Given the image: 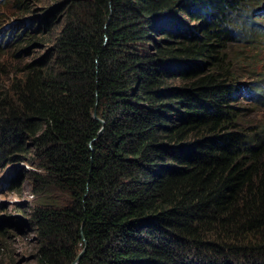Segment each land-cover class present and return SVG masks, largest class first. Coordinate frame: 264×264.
I'll return each instance as SVG.
<instances>
[{
  "label": "trees",
  "instance_id": "1",
  "mask_svg": "<svg viewBox=\"0 0 264 264\" xmlns=\"http://www.w3.org/2000/svg\"><path fill=\"white\" fill-rule=\"evenodd\" d=\"M43 1L13 0L0 61V161L37 198L29 257L1 224L0 264H264L251 0Z\"/></svg>",
  "mask_w": 264,
  "mask_h": 264
},
{
  "label": "rangeland",
  "instance_id": "2",
  "mask_svg": "<svg viewBox=\"0 0 264 264\" xmlns=\"http://www.w3.org/2000/svg\"><path fill=\"white\" fill-rule=\"evenodd\" d=\"M13 0H0V45L4 48L0 53V61L8 62L6 59L10 52V39L20 32L21 28L18 25L20 21H24L25 25L29 23L31 16H25L22 19V12L13 7ZM41 6L48 7L52 5L50 0H44L40 2ZM247 19L245 21H253L260 27L264 28V0H251L245 6ZM241 25V24H238ZM14 29V30H13ZM12 32V37H8V32ZM258 40L255 42L257 49L251 53L257 60V74L254 76L252 72V65L246 67L245 75H242L240 79L248 78L239 82L240 85H244L245 81H254L255 79L261 80L259 92L264 91V34L257 37ZM150 46V45H148ZM251 47V46H250ZM235 49H241V47H235ZM236 51V52H239ZM144 51V50H143ZM3 52V53H2ZM38 50L35 47L30 49L29 54H38ZM27 53L24 54V56ZM14 63V62H13ZM255 70V69H254ZM6 79L4 74L0 75V83L5 84L3 80ZM251 86V85H250ZM243 87V86H242ZM246 100L242 99V105L250 109L256 119L264 120V104L254 101V98L249 96L250 93H245ZM243 94V95H244ZM31 171L36 169L25 162H10L5 163L0 161V225L8 224L11 228V232L15 236V249L17 258L20 259L28 258L31 247L29 242L34 236L29 232V228L24 224L28 218V214L31 208L34 206L36 196L32 193V177ZM18 180V181H17ZM17 181V184L14 185ZM19 210L25 209V213H21ZM22 252V253H21ZM19 259V260H20Z\"/></svg>",
  "mask_w": 264,
  "mask_h": 264
},
{
  "label": "water",
  "instance_id": "3",
  "mask_svg": "<svg viewBox=\"0 0 264 264\" xmlns=\"http://www.w3.org/2000/svg\"><path fill=\"white\" fill-rule=\"evenodd\" d=\"M94 117H96V114H95V113H94ZM101 123H103V122L101 121ZM101 131H102V128L100 129L99 133H101ZM84 251H85V248H83V249L78 253L77 257L73 260V262H72L71 264H77L78 261L80 260V257H81L82 254L84 253Z\"/></svg>",
  "mask_w": 264,
  "mask_h": 264
}]
</instances>
